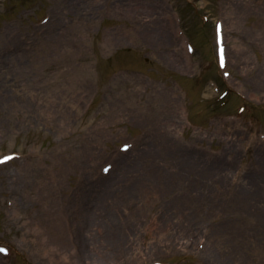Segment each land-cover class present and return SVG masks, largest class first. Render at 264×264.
<instances>
[{
	"label": "rangeland",
	"instance_id": "374dc122",
	"mask_svg": "<svg viewBox=\"0 0 264 264\" xmlns=\"http://www.w3.org/2000/svg\"><path fill=\"white\" fill-rule=\"evenodd\" d=\"M237 4L230 31L234 0H0V264H264V0ZM156 137L167 194L124 173Z\"/></svg>",
	"mask_w": 264,
	"mask_h": 264
},
{
	"label": "bare ground",
	"instance_id": "6f19581e",
	"mask_svg": "<svg viewBox=\"0 0 264 264\" xmlns=\"http://www.w3.org/2000/svg\"><path fill=\"white\" fill-rule=\"evenodd\" d=\"M234 2H235V6H234V8L232 10L233 12H232V15H231V21L228 23V24H230L229 25L230 31H233V29H234L233 28L234 25H235L234 18H238V19L240 18L239 15H238L239 13H238V9H237V7H238L237 3L239 2V0H234ZM234 51H235L234 52L235 56L236 55L237 56L241 55L240 48L238 50H237V48H235ZM245 58H244V60L247 59V58L246 59ZM160 144H162L161 141L157 140V137H156V138L152 139V142H151V144L149 146L148 145H144V147H142V148H145V146H146L147 149H146L145 153H147V151H149L150 149L151 150L153 149V153L156 156H154L155 159L152 160L151 164L148 162V160L146 158L144 160L145 156L136 157L135 161L133 162V164L130 166V168L127 169V172L124 171V173L126 175H130L132 173V171H134V168H136V167H146L147 170H149L147 173L149 174V172H150V176H148V178H146L147 180H143V181L144 182L147 181V183L149 184V187H150V191L149 192H150V194H152V193H155V194H161V193L162 194H167V193H169L171 191V190H169L171 188H169V186L167 184H165V182L168 183V177H171V175L167 174V172L165 170H163L165 168V165H169L170 166L169 161H168V155L165 156L163 158V160H158L157 159L158 157H161L160 155H162L163 150H164V152H163L164 154H168V151L167 152L165 151L166 147H163ZM92 153L95 154V150H92ZM169 166H167V168ZM133 176H135V175H133ZM216 178H218V177H216ZM129 179H131V178H129ZM133 185H134V183H133ZM134 187H135V189L131 188L130 192H128V191L123 190L119 186H115L112 189V193L114 192L112 195H114L116 193V195L119 196V197H124V198H126V197L127 198H131L132 197V199H135V196L143 195V194H141V192L138 191V187H137L136 184L134 185ZM133 191L135 193H133ZM145 202H147V200H145ZM106 203H104L102 207H105ZM116 209L117 208H114V209L100 208V210H99L100 213L99 214L106 212V215L103 216V222H105L106 224H108L110 222V220L108 219V216H107V212L110 211V213H112V212L116 213V217H117L116 218L117 222L116 223L112 222V224L116 225V226H123L124 223H125L124 219L122 218V216H120V213H118V210H116ZM128 213H130V211ZM153 215H155V212L153 213ZM151 219H153V217ZM96 220L98 221V219H96ZM106 231H107V234L111 237V235L108 233V230H106ZM123 235L124 234H122V236ZM56 237H59L58 233L55 236L56 240L51 241V243L47 244L48 250L50 252H52V253H54L56 251V249H57L56 244H55V242L57 241ZM58 240L61 241L59 238H58ZM97 240H98L97 241L98 244L101 245V244H103V243L108 241V237H107V235H104V236L103 235L102 236L99 235V236H97ZM91 248H93V247L91 246ZM108 256H109V254L107 252H105L104 250L100 249L99 252L97 253L96 258L94 260L90 261L89 264H102V263L103 264H112V262H110L108 260ZM129 259L131 261L132 257L130 256Z\"/></svg>",
	"mask_w": 264,
	"mask_h": 264
},
{
	"label": "snow or ice",
	"instance_id": "6c2138e0",
	"mask_svg": "<svg viewBox=\"0 0 264 264\" xmlns=\"http://www.w3.org/2000/svg\"><path fill=\"white\" fill-rule=\"evenodd\" d=\"M6 159H10V157H7ZM0 251H3V249H0Z\"/></svg>",
	"mask_w": 264,
	"mask_h": 264
}]
</instances>
